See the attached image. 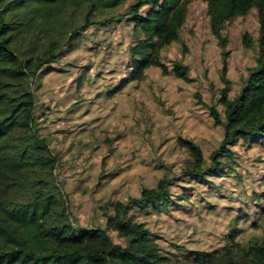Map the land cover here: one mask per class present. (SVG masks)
Listing matches in <instances>:
<instances>
[{
  "label": "rangeland",
  "instance_id": "1",
  "mask_svg": "<svg viewBox=\"0 0 264 264\" xmlns=\"http://www.w3.org/2000/svg\"><path fill=\"white\" fill-rule=\"evenodd\" d=\"M246 32L253 41L250 49L242 43ZM180 35L181 41L165 47L161 57L170 67L176 61L189 66L192 83L152 67L128 84L134 35L124 21L89 29L76 48L35 82L41 127L60 158L58 180L72 218L82 226L107 228L106 216L114 213L115 203L192 168L193 158L181 140L197 143L207 165L220 145L224 131L209 107H217L224 117V54L210 30L206 3L189 4ZM223 35L229 39L226 77L232 99L260 50L264 54L257 11L227 23ZM263 112L264 85L250 93L241 122L250 114L259 121ZM235 151L233 173L208 177L207 182L181 180L174 190L189 200L136 216L147 223L163 253L185 260L191 251L220 249L233 228L238 230L236 241L263 242L264 143L243 140ZM109 234L120 242L111 229Z\"/></svg>",
  "mask_w": 264,
  "mask_h": 264
},
{
  "label": "trees",
  "instance_id": "2",
  "mask_svg": "<svg viewBox=\"0 0 264 264\" xmlns=\"http://www.w3.org/2000/svg\"><path fill=\"white\" fill-rule=\"evenodd\" d=\"M192 1L0 0V264H264V239L236 241L237 228L227 236L226 246L191 251L182 260L163 253L147 223L136 219L140 213H159L189 200L174 190L181 180L207 182L208 177L233 173L231 161L241 141L264 143V112L259 121L250 114L241 122L250 93L264 85V54L260 50L241 91L231 99V81L226 77L229 39L223 35L227 23L255 9L263 42L264 0H200L207 4L210 30L224 54L220 95L224 117L217 107H209L214 123L223 128V139L209 165L197 143L181 140L193 158L192 168L180 177H163L138 197L115 203L114 213L106 216L108 229L88 228L72 218L58 180L60 158L41 127L35 82L95 26L110 27L121 21L132 26L128 84L152 67L194 82L189 66L176 61L170 67L161 57L165 47L181 41ZM252 42L250 33H244V47L250 49Z\"/></svg>",
  "mask_w": 264,
  "mask_h": 264
}]
</instances>
